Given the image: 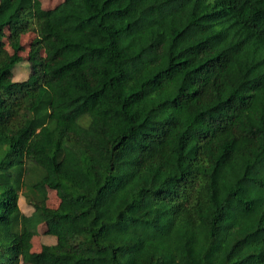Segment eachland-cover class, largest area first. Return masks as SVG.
<instances>
[{
  "label": "trees",
  "instance_id": "obj_1",
  "mask_svg": "<svg viewBox=\"0 0 264 264\" xmlns=\"http://www.w3.org/2000/svg\"><path fill=\"white\" fill-rule=\"evenodd\" d=\"M0 264H264V0H0Z\"/></svg>",
  "mask_w": 264,
  "mask_h": 264
},
{
  "label": "rangeland",
  "instance_id": "obj_2",
  "mask_svg": "<svg viewBox=\"0 0 264 264\" xmlns=\"http://www.w3.org/2000/svg\"><path fill=\"white\" fill-rule=\"evenodd\" d=\"M38 3L40 4L41 8L49 11L52 10L53 8H55L57 5H59L60 3L63 2V0H37ZM7 35L10 34V31L7 30ZM38 33L37 30L35 28H32L29 30V32L25 33L22 36V43L24 44L25 48L22 51V55L27 57L30 53V50L32 48V41L37 37ZM6 40V45H7V49L9 51H13L10 44H9V40H8V36L5 38ZM29 63L28 61H24L23 63L19 64L13 74V80L15 81H20L22 79H25L28 77L29 75ZM48 203L52 206H56L58 204V197L56 195L55 192L53 191H49V195H48ZM20 205L23 211H28L30 210L28 207V204L26 203V201L21 198L20 200ZM46 231V228L40 227L38 230V233L32 238V251H36L39 250L41 247V240L43 239V234ZM43 236V237H42ZM50 238V236H48ZM47 237V238H48Z\"/></svg>",
  "mask_w": 264,
  "mask_h": 264
}]
</instances>
